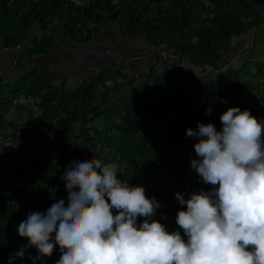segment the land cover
<instances>
[{"label":"trees","instance_id":"1","mask_svg":"<svg viewBox=\"0 0 264 264\" xmlns=\"http://www.w3.org/2000/svg\"><path fill=\"white\" fill-rule=\"evenodd\" d=\"M210 1L211 7L199 0H0L5 48L21 49L20 58L34 62L13 81L0 76V140L21 132L15 149L7 150L0 142V264H9L10 255L28 244L17 229L30 213H43L56 200L67 204L64 170L93 158L117 164L119 179L144 187L145 195L161 205L154 219L169 233L179 230L187 241L176 223L186 206L175 194L187 199L189 193L214 187L200 183L191 167L198 159L194 145L199 141L187 137V129L211 123L219 131L220 117L231 107L249 110L264 122L263 9L258 0ZM111 22L127 43L151 46V55L158 59L163 58L158 51L165 52L168 60L176 57L203 77L196 76L188 94L175 74L155 67L138 75L142 83L128 96L121 94L135 67L131 72L118 67L108 77L101 73L76 85L60 83L42 58L93 44ZM32 27L37 28L29 39ZM254 29L247 59L218 73L232 60L237 43ZM30 95L42 100L41 112H29L24 124L10 120L14 101ZM98 119L102 127L93 125ZM37 255L35 248H27L25 257H16L12 264H33L28 257ZM60 257L57 245L51 257L36 264H56Z\"/></svg>","mask_w":264,"mask_h":264},{"label":"clouds","instance_id":"2","mask_svg":"<svg viewBox=\"0 0 264 264\" xmlns=\"http://www.w3.org/2000/svg\"><path fill=\"white\" fill-rule=\"evenodd\" d=\"M220 120L219 131L211 123L186 131L199 141L191 167L214 186L187 199L175 194L186 206L176 223L187 241L154 219L161 205L144 187L119 179L117 164L93 158L64 170L67 204L56 200L20 223L28 244L9 264L27 248L37 250L28 257L36 264L57 245L56 264H264V122L239 107Z\"/></svg>","mask_w":264,"mask_h":264},{"label":"rangeland","instance_id":"3","mask_svg":"<svg viewBox=\"0 0 264 264\" xmlns=\"http://www.w3.org/2000/svg\"><path fill=\"white\" fill-rule=\"evenodd\" d=\"M261 8L263 9L262 14L264 15V0H258ZM58 24V21H55L56 25ZM35 31V27H32L29 32L27 33V38H31L34 34ZM47 36H49L50 34H46ZM102 40L105 39H112L115 46L117 47L116 50L118 52V54L120 55V57L123 54V58L120 59L119 61H116V56L114 58V60H110L107 61V66H113L115 69L118 67H123V68H127L128 72H131V67H135L134 69H136V74H134L133 76H131L130 79L127 80L128 85L126 86L123 94H121V96H128L130 95L135 86H138L140 83H142L141 80H137L140 77L138 76L140 73H147L148 70L152 67H155V70L159 71V72H163V73H173L175 74L182 82V86L184 88V92L186 94L190 93L193 89V83L196 79V76L198 77H203V75L201 76L199 73H197V71H191L187 66L184 65V63H180L178 61V59L176 57H173L174 60H168L164 55L165 52H161L158 51V53H161V55L163 56L162 59H158L155 58V56H152L151 53L153 51H155L154 48L150 47H144L141 43H139L138 41H130L129 43H127V41H125L118 30V26L115 23H109L107 24L103 31H102V35H100V37ZM125 41V42H124ZM252 43V35H246L242 38V40H240L237 45H236V50L234 52V56L231 58L232 60L229 62L228 66L225 68V70H230L232 68H234L235 66L239 65V61L241 59H247L246 56V50L249 48L250 44ZM128 44H130L128 46ZM81 47H84L85 45H78ZM115 49V48H114ZM163 51V50H162ZM127 55L130 59L128 60V62L126 61ZM84 55L81 56L80 58L83 59ZM133 59V60H132ZM33 60L29 59V61H25L24 64L21 66L22 70L21 71H26V69L29 68V65L31 64ZM35 61V60H34ZM100 64V63H99ZM101 64H104V62H102ZM105 64V65H106ZM130 65V66H128ZM109 70L110 68L100 67V71H98V74L103 73L105 76L108 74L111 75L115 72V69ZM9 70V69H8ZM11 72L13 70H10ZM20 70L18 68L15 69V73H6L5 74V81H12L16 78V75ZM103 71V72H102ZM126 72V71H125ZM80 75V74H79ZM137 78V79H136ZM136 79V80H134ZM78 80L79 77L77 79V77L74 78H68L67 82L69 85H76L78 84ZM113 96H117L116 92L112 93ZM100 102L101 101V96H100ZM22 103L25 104L24 101H22ZM22 116V119H18L17 120H12L11 118V113L9 115L10 120L15 121L16 123L19 124H24L27 119H28V113L30 112L28 109H24ZM15 112H19L18 107L16 108L13 105V110ZM103 121L102 119H98L97 121L94 122V126L96 127H102ZM169 170L166 171L165 175L162 177L163 179V186L167 187L169 185L168 182V178H169Z\"/></svg>","mask_w":264,"mask_h":264},{"label":"crops","instance_id":"4","mask_svg":"<svg viewBox=\"0 0 264 264\" xmlns=\"http://www.w3.org/2000/svg\"><path fill=\"white\" fill-rule=\"evenodd\" d=\"M36 28L37 27H35V29ZM100 35H102V33ZM100 35L91 45H85L84 47L71 46L63 52H57L47 55L42 58V60L50 64V69L59 76L60 83L66 82L68 84V78L75 79V77H77V79L79 77L78 83L83 80H91L97 76L101 66L106 67V69L110 68L109 70H112L114 68L113 66H107V61L114 60L115 56L116 61H119L123 58V54L121 57L118 54L116 50L117 47L115 46L113 40H102L101 38H99ZM21 53V49H6L3 39L0 37V76L5 77L6 73L11 72L10 70H13L11 74L15 73V69L18 68L20 71L15 74L17 78L23 75V73L32 69L34 64L33 61L29 65V68L26 69V71H21V66L24 64V62L29 61V59L27 58H20ZM80 55H84L83 59L80 58ZM125 58L127 62L130 59L128 56ZM102 62H104V64H101ZM23 108L26 109L24 103L19 106L18 113L12 111V120L18 121V119H22L21 115H24Z\"/></svg>","mask_w":264,"mask_h":264},{"label":"built area","instance_id":"5","mask_svg":"<svg viewBox=\"0 0 264 264\" xmlns=\"http://www.w3.org/2000/svg\"><path fill=\"white\" fill-rule=\"evenodd\" d=\"M203 2L207 7H211V1L210 0H199ZM212 17V15H211ZM25 102L26 109H28L30 112H33L35 114H39L41 112V104L42 100L39 98H36L34 96H21L19 99H16L13 103V105L17 108L22 104L21 102ZM21 139V132H18L14 135L13 138H9L7 140H0V142L4 145V147L7 150L15 149L20 142Z\"/></svg>","mask_w":264,"mask_h":264},{"label":"water","instance_id":"6","mask_svg":"<svg viewBox=\"0 0 264 264\" xmlns=\"http://www.w3.org/2000/svg\"><path fill=\"white\" fill-rule=\"evenodd\" d=\"M251 35H252V43L254 42V39H255V35H256V29H254L252 32H251ZM225 71V69L224 70H221V71H217L218 73H222V72H224ZM204 74H207V73H204ZM201 76L203 75V74H200Z\"/></svg>","mask_w":264,"mask_h":264},{"label":"flooded vegetation","instance_id":"7","mask_svg":"<svg viewBox=\"0 0 264 264\" xmlns=\"http://www.w3.org/2000/svg\"><path fill=\"white\" fill-rule=\"evenodd\" d=\"M130 44H128V46H129Z\"/></svg>","mask_w":264,"mask_h":264}]
</instances>
